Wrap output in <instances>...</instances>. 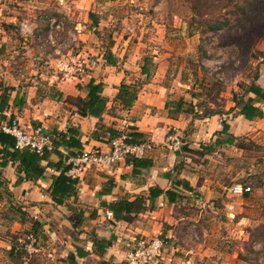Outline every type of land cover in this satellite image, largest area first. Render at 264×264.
<instances>
[{"label":"crops","instance_id":"0c3cea01","mask_svg":"<svg viewBox=\"0 0 264 264\" xmlns=\"http://www.w3.org/2000/svg\"><path fill=\"white\" fill-rule=\"evenodd\" d=\"M81 5L78 0L70 4L67 0H0V123L16 119L26 128L42 125L52 135L73 127L79 132L81 152H107L113 138L125 132L129 136L133 131L151 142L153 149L138 158L147 167H135L125 160L108 170L78 173L77 195L67 197L62 204H56L50 196L52 177L59 173L53 168L46 169L43 179L29 181L11 162L0 167V264H128L126 256L135 241L154 237L164 242L155 264H215L214 245L207 238L201 236L194 246H187L181 233L183 223L191 220L194 209L201 215V208L209 209L216 200L218 183L201 172L212 155L225 152L243 136L264 133V101L253 94L244 96V101L254 99L253 106L263 113V117L253 120L245 119L233 100L227 102L221 114H172L164 108L168 99L163 101L164 89L159 86V95L156 91L143 97L141 92L137 94L125 111L131 114L143 109V114L124 125L115 111H108L115 106L117 88L123 83L119 67L103 66L104 62L88 67L79 81H61L54 70L57 54L70 55L72 39L83 38L84 26L73 19ZM90 80L103 84V95L109 100L101 115L103 128L95 136L99 119L79 116L73 104L74 98L85 97L84 86ZM255 84L264 90L263 81ZM194 110L200 114L196 105ZM223 124L227 131L218 136ZM108 128L117 133L111 140ZM171 131L178 138L177 146L167 140ZM218 137L221 144L209 155L187 152L199 150L200 144H212ZM59 151L63 156L67 154L62 148ZM59 159L54 153L48 158L52 164ZM185 185L191 191L185 190ZM151 188L172 190L180 199L175 197V202H169L162 193L151 204ZM141 196L145 210L131 221H116L113 215L107 219L106 213L112 214L110 203L134 201ZM30 233L40 241L36 252L39 256L34 258L18 251L16 243ZM231 256L226 253L217 260L221 259L220 264H235L237 259L230 261Z\"/></svg>","mask_w":264,"mask_h":264},{"label":"rangeland","instance_id":"374dc122","mask_svg":"<svg viewBox=\"0 0 264 264\" xmlns=\"http://www.w3.org/2000/svg\"><path fill=\"white\" fill-rule=\"evenodd\" d=\"M78 2L82 5L73 19L84 26L83 38L72 39L71 54L65 57L79 59L88 70L101 65V54L111 51L123 82L138 86L142 97L161 86L163 101L183 98L202 111H223L239 97L241 87L264 82V0ZM209 25L222 27L212 31ZM144 59L150 60L148 77L140 74ZM112 107L124 125L143 114V109L130 114ZM201 169L218 183V195L209 209L201 208L206 213L194 209L191 220L183 223L184 242L194 246L201 236L207 238L214 245L215 264L226 253H232L230 261H243L235 264H264V133L237 139ZM235 185L248 186L250 192L234 194L230 189ZM26 236L16 242L18 251Z\"/></svg>","mask_w":264,"mask_h":264},{"label":"trees","instance_id":"16d2710c","mask_svg":"<svg viewBox=\"0 0 264 264\" xmlns=\"http://www.w3.org/2000/svg\"><path fill=\"white\" fill-rule=\"evenodd\" d=\"M246 1V0H244ZM91 14L89 13V17ZM92 17V16H91ZM222 25H209L208 29L212 31L219 30ZM102 60L105 65L116 66L117 59L112 54L111 51L104 52L102 55ZM150 60L144 59L143 64L140 66V74L144 77H148L149 70L148 64ZM242 94L240 99L233 100L235 106H240V114L247 120H253L255 118L263 117V113L257 107L253 106L254 99L246 98L244 101V96L247 94L255 95L258 101H264V90L254 83V80L250 82L246 87H241ZM85 97L74 98L73 104L77 108V114L81 117L91 116L99 119L96 133H100L103 125L100 123L101 115L106 109L108 98L103 95V84L95 83L90 80L85 86ZM139 93V87L134 84L121 83L117 88V93L114 98V105L121 110H128L131 108L135 100L137 99V94ZM194 96V95H192ZM114 108V107H113ZM169 113L172 114H194L195 117H207L215 114H221L222 111H214L208 107H205L203 111L195 112L194 105L192 103H186L183 98H178L177 100H168L164 107ZM108 111H111L108 110ZM227 131L226 125L223 124V129L217 135L224 134ZM106 133L109 135V140L116 136V132L108 128ZM143 135L133 131L129 135L128 142L131 144L141 143L146 141L142 139ZM221 144V139L218 137L212 144H200L199 150H190L187 152L197 154L200 157L209 155L214 151L215 147ZM62 148L67 154L65 156L59 151ZM82 149V144L79 139V132L73 128H68L65 132H54L52 135V150L44 151L41 154H36L28 150H20L16 147V142L14 137L9 134L4 133L0 130V167H4L8 162L16 165L17 173H22L24 178L29 181L41 180L45 177V172L47 168H53L58 171V175L52 177V184L49 188L50 196L53 202L56 204H62L63 200L67 197L76 196V184L77 179H70L65 175V172L70 168L67 163L68 159L77 156ZM51 153L57 154L60 159L57 164H52L49 162L48 158ZM46 161V166L42 165V162ZM127 163L133 164L135 167H147L146 162L143 159H138L134 157H129L126 159ZM176 185V183H175ZM184 188V187H183ZM185 190L191 191V188L185 185ZM164 193L167 196L169 202H175V197L180 199V195L172 190H167L165 192L159 190L158 188H151L149 190L148 199L151 204L154 198ZM176 195V196H175ZM145 199L144 197H137L134 201H128L122 199L108 205L110 211L112 212L113 218L116 221H126L132 220L133 216L145 210Z\"/></svg>","mask_w":264,"mask_h":264},{"label":"built area","instance_id":"2783aa9c","mask_svg":"<svg viewBox=\"0 0 264 264\" xmlns=\"http://www.w3.org/2000/svg\"><path fill=\"white\" fill-rule=\"evenodd\" d=\"M54 60V70L61 81H79L86 75V66L79 59H71L57 54ZM0 130L14 137L16 147L20 150H28L36 154H41L45 150H52V134L42 125L34 127H23L18 120L14 119L8 122L0 123ZM128 134L122 133L109 142L107 152L82 151L77 156L68 159L70 168L65 175L70 179H77L78 173L95 169L104 171L110 169L113 165L124 162L129 157L141 158L144 154L153 149L151 142L143 141L137 144L128 142ZM168 142L173 145H179L178 138L175 135H169ZM230 191L234 194L244 195L250 192V187L244 185H235ZM112 214L106 213L107 219ZM37 237L34 234L26 236L27 243H23L21 249L28 255L37 252ZM19 249V247H17ZM164 249V242L159 237L151 239H138L132 250L127 253L126 261L128 264H155L160 258Z\"/></svg>","mask_w":264,"mask_h":264}]
</instances>
